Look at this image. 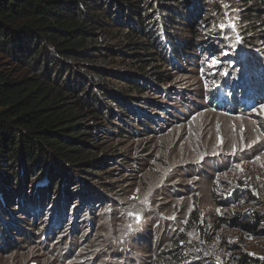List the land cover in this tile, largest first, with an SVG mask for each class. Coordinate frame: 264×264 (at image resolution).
<instances>
[{"label": "trees", "instance_id": "obj_1", "mask_svg": "<svg viewBox=\"0 0 264 264\" xmlns=\"http://www.w3.org/2000/svg\"><path fill=\"white\" fill-rule=\"evenodd\" d=\"M241 1L247 13L243 21L250 23L244 27V40H250L251 51L264 54V0ZM205 4L0 0V51L28 70L15 79L0 73V253L16 244L13 233L26 240L32 234L19 214L36 220L50 210L49 230L55 234L73 206L76 217L97 202L103 210L112 191L107 177L116 171L123 178L134 169L141 150L136 139L155 135L154 126L168 121L162 116H173L170 107L181 97L171 84L181 63L197 57L206 44L215 46L214 30H202ZM233 58L239 83L228 85L244 96L256 89L258 94L246 99L254 103L263 96L264 56ZM235 101L244 104L237 96ZM107 146L117 155L100 154ZM110 160L122 169L116 166L101 175ZM194 166L180 168L192 177L200 172ZM172 188L160 187L156 193L184 194L185 189ZM191 217L193 225L201 224L198 209ZM182 240V247L164 249L147 264H206L197 254L196 241Z\"/></svg>", "mask_w": 264, "mask_h": 264}, {"label": "rangeland", "instance_id": "obj_2", "mask_svg": "<svg viewBox=\"0 0 264 264\" xmlns=\"http://www.w3.org/2000/svg\"><path fill=\"white\" fill-rule=\"evenodd\" d=\"M214 6L218 12H206ZM243 11L241 0H206L202 30H214L215 46L210 49L206 44L197 57L181 63L171 84L181 100L170 107L172 117L162 116L168 121L154 126L155 135L136 139L135 146L141 147L136 167L123 178L116 171L101 176L111 179L112 190L103 210L97 202L76 217L73 206L55 234L49 230L50 210L36 220L19 214L22 226L33 235L26 240L13 233L16 244L0 253V264H147L159 259L164 249L182 247L183 238L196 241L201 252L197 254L206 264L264 261V233L260 232L264 231V89L263 96L250 103L247 95H257L256 89L244 96L228 85L239 83L235 54L245 59L264 56L251 51L250 40H244V27L250 23L243 21L247 14ZM213 59L219 61L216 66ZM27 72L23 64L0 51L1 74L15 79ZM236 96L244 104H238ZM109 148L100 154L117 155ZM108 163L111 166L101 175L116 166L122 169L112 160ZM188 164H195L199 175L191 177L180 168ZM181 185L188 187L180 189ZM160 187L185 190L184 194H157ZM195 209L203 231L198 229L201 224H192ZM26 221L36 228L27 227Z\"/></svg>", "mask_w": 264, "mask_h": 264}, {"label": "snow or ice", "instance_id": "obj_3", "mask_svg": "<svg viewBox=\"0 0 264 264\" xmlns=\"http://www.w3.org/2000/svg\"><path fill=\"white\" fill-rule=\"evenodd\" d=\"M234 27V26H233ZM234 47V46H233ZM219 63V61H217L216 59H213L212 60V64H213V66H216L217 64ZM223 75H227V72H224V73H222ZM222 142V141H221ZM258 158V157H257ZM229 243H231L230 241H229Z\"/></svg>", "mask_w": 264, "mask_h": 264}]
</instances>
